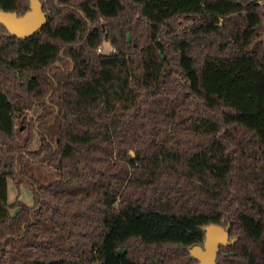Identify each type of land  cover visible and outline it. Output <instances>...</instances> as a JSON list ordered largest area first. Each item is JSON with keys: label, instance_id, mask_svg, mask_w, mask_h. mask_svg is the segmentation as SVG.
<instances>
[{"label": "trees", "instance_id": "trees-1", "mask_svg": "<svg viewBox=\"0 0 264 264\" xmlns=\"http://www.w3.org/2000/svg\"><path fill=\"white\" fill-rule=\"evenodd\" d=\"M39 2L0 26V264H198L210 224L264 264V0Z\"/></svg>", "mask_w": 264, "mask_h": 264}, {"label": "water", "instance_id": "water-1", "mask_svg": "<svg viewBox=\"0 0 264 264\" xmlns=\"http://www.w3.org/2000/svg\"><path fill=\"white\" fill-rule=\"evenodd\" d=\"M45 21L46 14L39 0H29V9L22 16L0 11V26L19 40L31 36ZM202 230L205 237L203 245L191 247L189 253L196 258L198 264H215L220 248L230 243L228 233L222 225L214 224L207 225Z\"/></svg>", "mask_w": 264, "mask_h": 264}, {"label": "rangeland", "instance_id": "rangeland-1", "mask_svg": "<svg viewBox=\"0 0 264 264\" xmlns=\"http://www.w3.org/2000/svg\"><path fill=\"white\" fill-rule=\"evenodd\" d=\"M103 50L109 51V47L104 44ZM39 113V110L37 108L32 109L31 111L28 112L27 117L29 118H35ZM34 141L31 145V149H35L38 146L39 139L37 136H34ZM42 175H48L49 177H52L51 172L48 169H40ZM7 190H8V202L10 203L13 201L16 197H18L19 201H21L25 205H30L32 203V193L30 189H25L23 187L16 188L12 181L7 182Z\"/></svg>", "mask_w": 264, "mask_h": 264}]
</instances>
